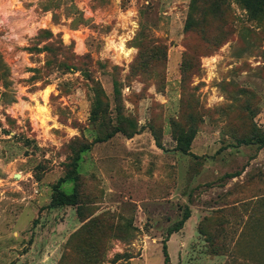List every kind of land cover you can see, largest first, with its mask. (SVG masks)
I'll return each mask as SVG.
<instances>
[{
    "label": "rangeland",
    "instance_id": "374dc122",
    "mask_svg": "<svg viewBox=\"0 0 264 264\" xmlns=\"http://www.w3.org/2000/svg\"><path fill=\"white\" fill-rule=\"evenodd\" d=\"M191 3L0 0V264H164V245L170 264H264V19L228 0L187 30ZM41 30L86 72L44 83L26 50ZM115 80L141 132L95 143L117 122ZM84 143L61 186L77 204L51 209Z\"/></svg>",
    "mask_w": 264,
    "mask_h": 264
},
{
    "label": "trees",
    "instance_id": "16d2710c",
    "mask_svg": "<svg viewBox=\"0 0 264 264\" xmlns=\"http://www.w3.org/2000/svg\"><path fill=\"white\" fill-rule=\"evenodd\" d=\"M228 0H192L190 7V15L187 20L186 29L188 30L191 25H193L192 15L195 11L200 10L203 5V8L208 6H212L213 9H220L224 4H226ZM238 4H240L249 14L252 20L261 21L264 19V0H237ZM27 52L31 55L40 56L44 55V65L39 70L41 73V77L44 83H48L49 78L54 74H73L78 71H85L82 67V61L86 60V57H79L74 52L73 44L70 46H65L61 37L59 35L55 36L49 30H41L37 37H35L26 48ZM7 70L6 65L2 62L0 64V81L3 82L4 88L6 89V78H7ZM114 87V102L117 111V122L115 125L107 128L105 132H100V136L95 140V143L107 142L112 139L117 134H123L129 138L134 137L135 135L141 132L138 124L132 118V116L124 115L123 104H122V93L120 89L119 82L117 80L113 83ZM94 93H95V106L91 111V120L94 123H99L102 115H105V109L107 106L104 102V91L101 86L97 83L94 85ZM5 95V93H1L0 95ZM8 125L11 126L13 124V120L11 118L7 119ZM1 128V124H0ZM7 132V131H6ZM8 133V132H7ZM194 140V133L186 136L184 139L179 138L177 140V149L183 153H189L192 141ZM263 141V140H262ZM259 140L258 143L262 142ZM83 144L80 147L78 152V156L74 159L72 164H70V168L67 169L66 176L59 180V182L54 186V194L51 200L50 208L63 207L69 205H76L78 199V192L75 189L71 195H67L63 190H61V186L63 183L67 181H73L75 184L79 181L78 174V162L80 160L81 153L90 150L93 144ZM159 147L161 144L158 142ZM264 144V141L262 142ZM188 217H185L184 221H186ZM164 264H170V256L168 253L167 246L164 245ZM85 256L88 257V251H85ZM89 262V261H87Z\"/></svg>",
    "mask_w": 264,
    "mask_h": 264
},
{
    "label": "bare ground",
    "instance_id": "6f19581e",
    "mask_svg": "<svg viewBox=\"0 0 264 264\" xmlns=\"http://www.w3.org/2000/svg\"><path fill=\"white\" fill-rule=\"evenodd\" d=\"M121 44H123V43H121ZM121 47H122L123 52L128 53V51H126L124 45H121ZM48 92H49L48 90L45 92V101H46V99H47V96H46V95L48 94ZM40 112L43 113L44 115L48 116V110H47L46 107L43 106V107L40 109Z\"/></svg>",
    "mask_w": 264,
    "mask_h": 264
},
{
    "label": "water",
    "instance_id": "95a60500",
    "mask_svg": "<svg viewBox=\"0 0 264 264\" xmlns=\"http://www.w3.org/2000/svg\"><path fill=\"white\" fill-rule=\"evenodd\" d=\"M17 178H19V176H17Z\"/></svg>",
    "mask_w": 264,
    "mask_h": 264
}]
</instances>
